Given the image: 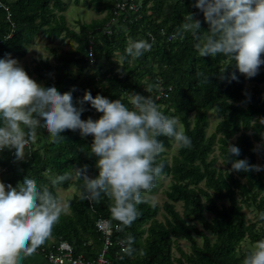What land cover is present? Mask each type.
<instances>
[{
	"label": "trees",
	"instance_id": "16d2710c",
	"mask_svg": "<svg viewBox=\"0 0 264 264\" xmlns=\"http://www.w3.org/2000/svg\"><path fill=\"white\" fill-rule=\"evenodd\" d=\"M2 1L10 9L15 29L11 37L5 38L8 22L6 12L0 9V58L10 54L19 61L25 55V46L41 32L49 36L63 34L74 42L73 48L49 47L54 62L39 61L32 70L44 87L55 86L61 93L75 88L74 103L86 90L93 96L119 98L129 107L133 92L149 96L163 114L177 118L192 140L191 148H177L170 161L164 152L157 158V163L164 165L161 176L170 177L163 202L165 221L155 218L159 206H153L145 197L149 202L137 206L141 213L138 219L114 235L125 241L131 236L134 251L128 255L112 247L107 253L112 264H242L245 250L250 247H241V242L264 239V221H252L244 211L253 208L257 215L264 212V170L236 172L230 170V164L223 163L227 144L232 143L240 149V155L233 159L246 158L250 164L264 165V65L255 77L246 78L230 57H201L195 47L199 41L190 33H185L183 39L168 40L186 13L200 20L201 41L207 35L209 26L203 13L196 12L195 0H133L140 4L139 10L122 12L110 32H106V24L113 14L112 0H104L106 17L78 22V30L65 23V0ZM139 39L152 43V49L133 59L125 50L130 40ZM90 42L96 58L93 66L86 58ZM117 55L121 64L113 60ZM102 57L109 62L105 69L97 65ZM222 72L225 76L235 72L238 79L222 80ZM27 74L30 77L29 71ZM156 76L172 86L167 98L154 99ZM83 107L81 119L95 120L92 115L96 110L87 102ZM209 110L221 118L207 135ZM60 135L63 140L54 143L45 128H38L35 142L25 148L30 154L23 160L15 158V149L0 151V182L15 187L27 176L35 179L38 186L48 185L58 195L57 188L72 183L79 188L83 182L69 180L53 188L46 175L49 170L60 175L88 165L96 175L97 158L90 149L92 136H81L79 130H65ZM159 139L165 148L171 145L172 139ZM215 144L220 166H215L216 156L210 157ZM68 199L70 211L60 217L42 245L64 240L73 246L74 253L93 258L103 247V238L95 226L97 219L106 218L120 225L112 218V201L104 196L99 203L81 201L76 194ZM176 202H181L182 212L175 208ZM206 212L210 215L206 216ZM147 221L150 222L145 228ZM194 234L201 236L200 244ZM179 239L190 240L191 247L188 251L177 247L178 256H174L172 246Z\"/></svg>",
	"mask_w": 264,
	"mask_h": 264
},
{
	"label": "clouds",
	"instance_id": "9594fccd",
	"mask_svg": "<svg viewBox=\"0 0 264 264\" xmlns=\"http://www.w3.org/2000/svg\"><path fill=\"white\" fill-rule=\"evenodd\" d=\"M194 7L203 13L209 26L207 35L201 41L200 20L186 13L172 39L190 33L199 41L195 47L201 57L222 54L234 60L235 68L246 78L255 77L264 65V0H195ZM151 49L147 40H130L125 54L138 59ZM220 78L238 79L235 72L227 76L222 72ZM74 90L61 93L55 86L44 87L10 54L0 58V151L15 149V158L25 159L30 154L25 148L35 142L41 127L54 143L63 140L60 134L65 130L92 136L90 149L97 158L94 177L88 175V165L60 175L49 170L46 175L53 188L73 176L81 180L76 189L81 201L99 203L102 196L109 198L112 218L122 231L141 215L137 206L149 202L145 194L163 173V163H157L165 150L159 138L172 139L178 149L191 148L192 140L180 122L163 114L149 96L133 92L129 107L119 98L93 96L86 90L74 103ZM86 102L101 113L97 119H81ZM239 155L240 149L228 143L223 164H230V170L236 172L264 170V165L250 164L246 158L233 159ZM70 209L69 199L54 194L48 185L38 186L35 179L25 176L15 187L0 182V264H23ZM258 218L264 221V212ZM133 243L131 236L124 241L125 254H132ZM242 264H264V239L245 250Z\"/></svg>",
	"mask_w": 264,
	"mask_h": 264
},
{
	"label": "rangeland",
	"instance_id": "374dc122",
	"mask_svg": "<svg viewBox=\"0 0 264 264\" xmlns=\"http://www.w3.org/2000/svg\"><path fill=\"white\" fill-rule=\"evenodd\" d=\"M140 1L139 3H141ZM60 13L61 12L59 13L57 12V15ZM62 14L64 15L65 23L68 25V27L74 30H78L79 29L78 22H90L91 20H100L108 15V9L105 6L104 0H65V10L62 11ZM73 46H74V42L71 39L64 37L63 34L60 36H49L45 34V32H41V34L35 36L33 40L25 46V55L18 62L26 72L29 71L31 73L30 78L34 79L37 83L42 85L43 81L36 80V74L32 70L39 61L48 59L49 62L51 63L54 62V58L52 54L49 52V47H57L59 50H61V49H71L73 48ZM113 60L119 62V64H121L122 62L118 57V55L114 56ZM97 65L105 69L109 66V62L104 57H102L98 61ZM90 71L92 70L90 69ZM75 75H76V69L73 66L72 76L75 77ZM100 115L101 113L95 111L92 117L94 119H97ZM189 118L190 119L193 118V113L189 115ZM220 118L221 116L218 115L213 110H209L207 112V120H208V124L206 127L207 135H209L214 131L215 125ZM164 149L165 150L163 152L169 161L171 159V156L177 153V146L173 140L171 142V145L166 148L164 147ZM213 155L217 157L215 166H220L221 159L218 156L217 144L214 145V150L210 154V157H212ZM88 175L94 177L95 173L92 171V169L88 168ZM74 180H76V178L73 176L71 181L74 182ZM169 183H170L169 176H160L158 182L156 183V187L153 188L150 193L145 194V197L148 198L150 202L155 201V203L159 206L155 218L160 221H165V217H166V213L163 208V202L166 200L165 190H167ZM76 189H78L77 186L72 183L68 185L66 188L63 187L57 188V193L59 197L68 199V198H72L76 194ZM175 208L179 212H182L181 202H176ZM244 211L248 219H251L252 221H256L258 219L257 211L254 210L253 208H244ZM205 214L206 216L210 215L208 212H206ZM149 222L150 221H147L144 224L145 228L148 226ZM198 227L202 228L201 224H198ZM145 234L146 233L143 234V237L145 236ZM194 239L198 244L202 242V238L199 235L194 234ZM191 243L192 242L190 240H185V239L177 240L172 246V251L174 256H178L177 247H180L183 250L188 251L190 250ZM253 244L254 243L249 242L248 239H244L241 242V247H252Z\"/></svg>",
	"mask_w": 264,
	"mask_h": 264
},
{
	"label": "built area",
	"instance_id": "2783aa9c",
	"mask_svg": "<svg viewBox=\"0 0 264 264\" xmlns=\"http://www.w3.org/2000/svg\"><path fill=\"white\" fill-rule=\"evenodd\" d=\"M114 2L113 14L106 24L107 31L110 32V27L115 23L119 16L122 15L124 11H134L137 12L140 8V4L135 3L133 0H112ZM0 9H3L6 12V20L8 22V31L5 38L12 36L15 23L12 20V15L7 4L0 0ZM198 14L202 13L199 9L196 8ZM163 32V31H162ZM175 32H172L168 35V40H173L172 36ZM153 39L151 33L148 34ZM177 39V38H176ZM87 61L90 66L95 65L96 58L94 54L93 44L90 42L87 48ZM172 90V86L166 84L160 76L154 78V90L153 97L155 100L167 98L169 92ZM118 99V98H114ZM113 99V100H114ZM31 143L27 146L30 148ZM96 230L101 234L103 238V247L102 250L93 258H86L82 253H74L73 246L67 241H59L58 243H53L49 245H42L37 249V253L44 256V258L50 264H112L111 260L107 257L109 250L117 246L121 252L126 246L124 244V239L122 237L114 236L115 233L120 231L121 226L110 222L106 218H99L95 222Z\"/></svg>",
	"mask_w": 264,
	"mask_h": 264
},
{
	"label": "crops",
	"instance_id": "0c3cea01",
	"mask_svg": "<svg viewBox=\"0 0 264 264\" xmlns=\"http://www.w3.org/2000/svg\"><path fill=\"white\" fill-rule=\"evenodd\" d=\"M23 264H50V263L47 262V260L44 258L43 255L35 252V254H33L32 256L27 257L23 261Z\"/></svg>",
	"mask_w": 264,
	"mask_h": 264
}]
</instances>
